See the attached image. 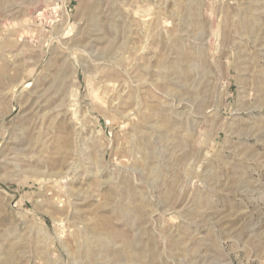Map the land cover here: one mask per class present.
<instances>
[{
	"label": "rangeland",
	"instance_id": "obj_1",
	"mask_svg": "<svg viewBox=\"0 0 264 264\" xmlns=\"http://www.w3.org/2000/svg\"><path fill=\"white\" fill-rule=\"evenodd\" d=\"M0 264H264V0H0Z\"/></svg>",
	"mask_w": 264,
	"mask_h": 264
}]
</instances>
